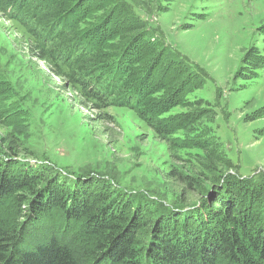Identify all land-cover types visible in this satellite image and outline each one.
<instances>
[{"label":"rangeland","instance_id":"rangeland-1","mask_svg":"<svg viewBox=\"0 0 264 264\" xmlns=\"http://www.w3.org/2000/svg\"><path fill=\"white\" fill-rule=\"evenodd\" d=\"M65 4L75 14L86 8L81 30L112 31L106 59L127 49L134 55L129 78L147 76L156 106L86 99L42 58L27 26L0 10V137L14 140L18 153L10 167L73 190L85 180L88 193L112 198L114 208H141V236L162 204L192 213L231 195L235 177L264 176V0ZM32 226L33 241L49 225Z\"/></svg>","mask_w":264,"mask_h":264},{"label":"trees","instance_id":"trees-1","mask_svg":"<svg viewBox=\"0 0 264 264\" xmlns=\"http://www.w3.org/2000/svg\"><path fill=\"white\" fill-rule=\"evenodd\" d=\"M65 3L0 0V10L27 26L42 58L80 86L86 99L152 112L156 103L147 76L129 78L134 55L127 49L106 59L102 49L112 31L81 30L86 8L75 14ZM14 144L0 137V264H264V176L235 177L227 183L231 195L204 201L208 210L196 205L192 213H176L162 204L166 210L151 220L149 236H141L147 225L141 208H114L112 198L88 193L85 180L73 190L65 183L42 184L29 168L17 173L9 165L18 154ZM57 210L60 215L49 222L46 217ZM33 224L49 225L46 235L28 240L38 228Z\"/></svg>","mask_w":264,"mask_h":264}]
</instances>
